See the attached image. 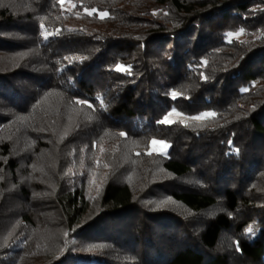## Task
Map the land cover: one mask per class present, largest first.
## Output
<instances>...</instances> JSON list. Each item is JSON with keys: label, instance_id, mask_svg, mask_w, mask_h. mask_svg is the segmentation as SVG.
Listing matches in <instances>:
<instances>
[{"label": "trees", "instance_id": "trees-1", "mask_svg": "<svg viewBox=\"0 0 264 264\" xmlns=\"http://www.w3.org/2000/svg\"><path fill=\"white\" fill-rule=\"evenodd\" d=\"M0 264H264V0H0Z\"/></svg>", "mask_w": 264, "mask_h": 264}, {"label": "rangeland", "instance_id": "rangeland-1", "mask_svg": "<svg viewBox=\"0 0 264 264\" xmlns=\"http://www.w3.org/2000/svg\"><path fill=\"white\" fill-rule=\"evenodd\" d=\"M175 112H177V111H175ZM200 116H203V115H200ZM193 117H195V116H193ZM168 119L170 121H173L172 123L177 122V121L189 122V121H201V120H203V119H199V120L192 119L191 117L185 116V115H183L181 113H180V115H176L175 113H173L172 115L168 116ZM172 123H168V124H172ZM155 141H157V140H155ZM164 145H167V147H164ZM161 149H162V151H161ZM169 149H170V146L167 143H165V142H163V144L157 143L155 145L153 143H151L150 153H158V154H162V155H167ZM35 235L36 236L38 235L39 237H41V236L44 235V232L37 231Z\"/></svg>", "mask_w": 264, "mask_h": 264}, {"label": "snow or ice", "instance_id": "snow-or-ice-1", "mask_svg": "<svg viewBox=\"0 0 264 264\" xmlns=\"http://www.w3.org/2000/svg\"><path fill=\"white\" fill-rule=\"evenodd\" d=\"M61 2H63V0H61ZM89 14L91 15V13H89ZM106 15H107V13H103V12L100 13V17H101V18H103V17L106 16ZM241 34H242V31H241ZM228 35H229V37H231L233 34H232V33H229ZM45 38H47V36H46ZM117 70H124V69H123V66H118V67H117ZM245 91H247V89H245ZM171 96H172L173 98H176L177 93H176V92H172V93H171ZM77 103H83V101H77ZM89 107H91V105H89ZM173 113H175L176 115H180V113L175 112V109H173L172 112H170L168 115H166V116H165L160 122H161V123H172L173 121H170V120L168 119V116L172 115ZM214 115H215L214 113H205V114H203V116H195V117H191V118H192V119L199 120V119H204V118H207V117H212V116H214ZM121 135H124V134L121 133ZM152 143H153L154 145L157 144V143L163 144L162 141H155V140L152 141ZM164 147H167V145H164ZM161 151H162V149H161ZM237 151H238V149H237ZM164 203H167V201L162 202L160 206H163Z\"/></svg>", "mask_w": 264, "mask_h": 264}]
</instances>
